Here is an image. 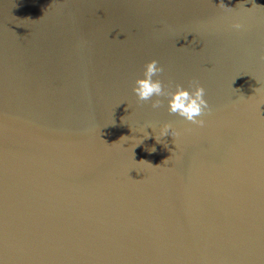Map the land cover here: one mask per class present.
I'll return each mask as SVG.
<instances>
[{"label": "water", "instance_id": "water-1", "mask_svg": "<svg viewBox=\"0 0 264 264\" xmlns=\"http://www.w3.org/2000/svg\"><path fill=\"white\" fill-rule=\"evenodd\" d=\"M0 264H264V0H0Z\"/></svg>", "mask_w": 264, "mask_h": 264}, {"label": "clouds", "instance_id": "clouds-1", "mask_svg": "<svg viewBox=\"0 0 264 264\" xmlns=\"http://www.w3.org/2000/svg\"><path fill=\"white\" fill-rule=\"evenodd\" d=\"M233 27L239 30L242 25L235 23ZM163 72L164 67L158 60L153 59L145 65L143 76L136 79L133 87L137 99L142 102H151L153 109H159L164 103L161 98H168L170 114H176L193 124L203 125L204 121L198 118L204 115L205 110H210L203 85L198 82H190L188 87L177 84L175 90L172 91L160 78ZM171 127V124L163 126L165 136L169 134ZM151 151H155V148L153 147Z\"/></svg>", "mask_w": 264, "mask_h": 264}]
</instances>
